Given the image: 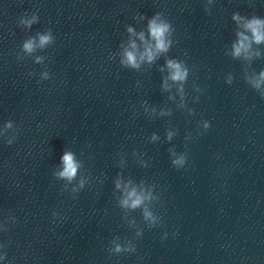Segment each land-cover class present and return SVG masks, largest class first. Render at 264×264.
<instances>
[{
	"label": "clouds",
	"instance_id": "1",
	"mask_svg": "<svg viewBox=\"0 0 264 264\" xmlns=\"http://www.w3.org/2000/svg\"><path fill=\"white\" fill-rule=\"evenodd\" d=\"M255 24H259L260 21H254ZM164 31V28L163 26H156V25H153V33L154 35H156L157 37L161 36L162 33ZM255 31V30H254ZM261 39V37L259 35H257V41L259 42V40ZM48 40V37L47 36H44V37H41V44H44L46 43ZM162 43H161V47H162ZM25 48L27 50H31L32 48V45L31 43H27L25 44ZM239 51V49H237V52ZM129 59L131 60V56H129ZM173 67H176L178 69V65H173ZM174 78H182L181 74L179 72H177V75L174 77ZM64 162H65V171L63 173H61V175L63 176H67V177H71L75 174V166L72 162V157L70 154H66L64 157Z\"/></svg>",
	"mask_w": 264,
	"mask_h": 264
}]
</instances>
